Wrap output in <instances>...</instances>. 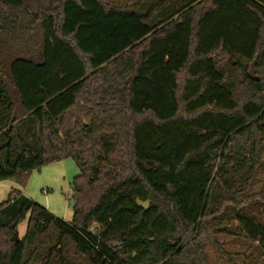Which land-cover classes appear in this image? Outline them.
<instances>
[{"label":"trees","instance_id":"trees-1","mask_svg":"<svg viewBox=\"0 0 264 264\" xmlns=\"http://www.w3.org/2000/svg\"><path fill=\"white\" fill-rule=\"evenodd\" d=\"M67 158L72 220L13 190L0 264L264 255V0H0V182Z\"/></svg>","mask_w":264,"mask_h":264},{"label":"rangeland","instance_id":"rangeland-1","mask_svg":"<svg viewBox=\"0 0 264 264\" xmlns=\"http://www.w3.org/2000/svg\"><path fill=\"white\" fill-rule=\"evenodd\" d=\"M122 1L125 2V0ZM256 64L257 62L255 63V75L257 76ZM79 173L80 169L75 160L67 158L32 171L25 186H21L11 180L1 181L0 204L9 199L13 190H18L46 207L57 217L69 222L72 220L74 200H68L67 196L69 194L73 195V181ZM27 225L28 219L19 225L20 239L26 236ZM213 238V240L216 239L219 242L217 246L212 243V239L203 243L209 264H264V255L261 250L255 243H250L246 240L244 236L221 229ZM69 257L72 264H88L83 257L76 256L72 249Z\"/></svg>","mask_w":264,"mask_h":264},{"label":"water","instance_id":"water-1","mask_svg":"<svg viewBox=\"0 0 264 264\" xmlns=\"http://www.w3.org/2000/svg\"><path fill=\"white\" fill-rule=\"evenodd\" d=\"M256 62H257V59L252 63V65H251V69H250V71L248 72L249 76H250L252 79H254V80L258 79V77L255 75V63H256ZM139 205L147 209L148 206H149V203H148V202H146V203H142V202H140ZM11 240H12V241H19V240H20L18 230L14 233L13 237L11 238Z\"/></svg>","mask_w":264,"mask_h":264},{"label":"built area","instance_id":"built-area-1","mask_svg":"<svg viewBox=\"0 0 264 264\" xmlns=\"http://www.w3.org/2000/svg\"><path fill=\"white\" fill-rule=\"evenodd\" d=\"M67 199H68V200H71V199H72V194H69V195L67 196Z\"/></svg>","mask_w":264,"mask_h":264}]
</instances>
